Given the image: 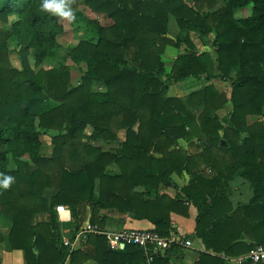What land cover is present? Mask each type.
Here are the masks:
<instances>
[{
    "label": "trees",
    "instance_id": "1",
    "mask_svg": "<svg viewBox=\"0 0 264 264\" xmlns=\"http://www.w3.org/2000/svg\"><path fill=\"white\" fill-rule=\"evenodd\" d=\"M84 2L92 10L106 12L114 24L108 28L96 25V44H79L80 49H86L82 51L86 52L88 70L81 84L71 87L67 67L35 72L27 59L33 49L39 65L53 52L57 37L64 31L58 17L42 11L40 0H0V17L7 20L16 16L12 37L21 46L25 65L20 71L5 62L10 35L5 40L0 37V172L15 177L9 188L0 189V215L11 225L7 238L10 249L24 250L28 264H65L67 260L78 264L79 260L90 259L98 264H131L135 259L145 262L142 249L127 246L113 250L103 235L88 234L85 251L70 250L62 241L56 207H69L73 236L86 220L88 205L92 212L90 222L101 229L107 218L100 217L99 212L111 208L136 219H147L155 224V231L169 236L171 214L188 216L190 203L199 212L196 236L213 252L202 253L197 264H225L220 254L237 252V248L248 253L258 245L264 247V119L247 123L248 116L264 118V0H227L223 9L203 13L198 21L179 17L183 30L176 44L185 43L190 52L177 59L174 79H201L203 73L207 74L206 79L215 78L214 63L208 55L192 51L195 45L188 30L214 33L218 76L231 81V127L221 125L212 115L227 102L212 84L186 99L168 98L166 90L171 84L165 82L161 61L156 65L141 61L139 67L130 66L127 61L131 53L135 59L142 56L151 35H164L168 14H177L187 7L185 3ZM248 6L253 7L249 16L234 17L235 10ZM186 9L193 14L192 9ZM77 16L85 17L79 12L75 19ZM82 51L77 47L71 52L73 61H78ZM231 70L236 71L233 77ZM94 81L103 82L107 90L92 92ZM202 106L205 108L200 114L198 139L210 154L217 145L232 157L227 162L209 156L205 159L209 164L214 162L217 174L212 179L197 170V161L179 145L180 139L191 140L196 127L195 111ZM88 127L93 130L91 139L119 142L121 149L115 153L91 145L80 149V137ZM122 129L126 139L121 142L118 133ZM41 130L58 131L52 140L55 149L51 157L41 155ZM10 154L16 162L13 170L8 168ZM24 155L31 158L33 166L20 159ZM65 157L74 167L65 164ZM112 164L119 171L109 169ZM184 171L192 178L174 198L159 194L160 184L178 188L172 175ZM236 176L251 182L255 196L235 211L225 208L223 214L217 215L219 204L227 196V183ZM221 178L226 182L219 189ZM136 186H143L145 191L134 192ZM240 217L254 243L243 245L240 241L235 243L236 239L222 243L219 234ZM237 239L240 240V231ZM159 259L162 258L157 254L152 264Z\"/></svg>",
    "mask_w": 264,
    "mask_h": 264
},
{
    "label": "rangeland",
    "instance_id": "2",
    "mask_svg": "<svg viewBox=\"0 0 264 264\" xmlns=\"http://www.w3.org/2000/svg\"><path fill=\"white\" fill-rule=\"evenodd\" d=\"M131 1V0H129ZM165 3V0H161ZM185 3L187 7L192 9L193 14H189L187 11V7L177 11L175 13L168 14L167 20V31L164 35L157 36L151 35V39L148 42L147 47L142 52V56L138 59H135L134 54L127 55V61L130 66L134 65L139 67V63H144V61H151L154 62L156 65L157 61H161L165 67V82H169L171 85L166 90V95L169 98H182L186 99L191 93L199 91L203 87L212 84L213 87L221 94L224 99H226V103L221 108L212 112L213 117H216L219 123L226 127H231V120H232V112H233V104L230 101L231 98V81L222 80L218 75L220 74L219 70H217V59L218 55L213 47V42L215 38L214 33H209L208 35L202 34L197 31H190L188 30L189 37L193 41L195 48L192 51L197 52L199 55H208L207 57L213 61L214 68L212 73L215 74V78L213 79H206V73L202 74L201 79H197L194 77H189L185 80L175 81L174 79V67L178 63L179 56L186 55L190 52L189 47L182 43L177 45L178 42L177 36L183 30L180 22L179 17L183 16L188 18L189 21L196 20L198 21L200 15L203 13H211L214 11H218L223 9L226 4L227 0H179V4ZM71 7L74 10V13H82L85 17L77 16L74 20H67L66 18L58 17L60 23L64 27V31L57 37V44L54 48L53 52L41 63L37 64L35 51L30 49L27 59L29 61L30 68L37 72L39 69H51V68H60V67H67L70 70V85L71 87H76L81 84L83 76L86 74L88 70V63L86 61V52L80 49L79 44L81 42H88L90 44H96L98 38V31L97 26L108 28L114 24V20L106 13V12H99L92 10L88 5L85 4L84 0H70ZM252 6H248L244 9H237L234 11V17L237 19L245 18L252 13ZM16 20V16H11L7 20L2 19L0 17V37L4 40L8 35H10L8 41V53L5 56V62L8 65H11L18 70H23L25 65L23 63V58L20 52L21 46L17 42L15 38L12 37V24ZM6 36V37H5ZM78 47V50L82 51L79 53L80 57H78V61L75 62L71 58V52ZM85 52V54L83 53ZM158 56L159 60H156ZM235 70H231L230 74L235 76ZM92 92H105L107 90L106 85L101 81H94L91 86ZM204 106L200 107L198 110L195 111L197 113V117L195 119V132L191 137V140L188 142L184 139L179 140V145L183 148V150L188 153L195 161H197L198 171H202L204 175V171L209 174L206 175L208 179H212L217 174L215 168H213L214 162L210 164L205 161V159L209 156V159L216 158L218 161H232L231 156L226 154L225 152L219 150L217 145L213 146V152L210 154L208 150L203 147L200 140L198 139V134L201 133L202 127V120L200 114L204 110ZM145 119V118H144ZM147 119V118H146ZM264 119L263 117L258 116H248L247 123L252 124L257 120ZM139 124H136L134 130H138ZM42 132V147H41V155L44 157H51L54 153L55 145L53 143L54 135L58 134L56 130H49ZM92 128L88 127L85 130L83 136L80 137V149H83L85 145H91L94 147H101L104 151H111L116 152L118 149H121L119 142H106L103 139L94 140L91 139L92 135ZM198 133V134H197ZM126 139V131L124 129L120 130L118 133V141H124ZM70 156V154H65ZM213 157V158H212ZM21 160L27 161L31 166L34 164L31 161V158L28 155H24L20 157ZM66 165L70 167H74L68 161V158H63ZM220 163V166L223 167V164ZM225 165V164H224ZM226 166V165H225ZM116 167V166H115ZM8 168L9 169H16V162L15 158L12 154L8 156ZM112 171L115 172L114 167H109ZM203 169V170H201ZM224 169V168H223ZM211 173V174H210ZM213 174V175H212ZM212 175V176H211ZM184 176V177H183ZM191 178V175L188 171H184L182 174L179 175V184L180 188L182 186V179L185 180ZM211 176V177H210ZM218 178V175L217 177ZM222 179V178H221ZM221 184L217 186L219 189L224 187L223 183L226 182L225 179L221 180ZM231 180L227 183L228 189L225 192V195L231 190L230 187ZM225 184V183H224ZM67 228V227H66ZM69 230L66 233L67 238L70 240L73 235L71 232V228L68 227ZM64 238L62 239V241Z\"/></svg>",
    "mask_w": 264,
    "mask_h": 264
},
{
    "label": "crops",
    "instance_id": "3",
    "mask_svg": "<svg viewBox=\"0 0 264 264\" xmlns=\"http://www.w3.org/2000/svg\"><path fill=\"white\" fill-rule=\"evenodd\" d=\"M115 153V152H114ZM116 166V167H115ZM110 167H114L115 171H119L118 166L116 164H112ZM203 170V169H201ZM204 171V170H203ZM204 171V175H205ZM211 174V173H210ZM209 176L208 173H206ZM213 175V174H212ZM211 175V176H212ZM210 176V177H211ZM184 177V176H183ZM192 178V177H191ZM191 178L185 180L182 179V187L188 184ZM172 179L175 182L174 186H166L164 184H160L159 194H165L172 198H174L178 189L180 188V180L179 175L174 173L172 175ZM100 181L97 180V189L96 193H99V185ZM231 190L227 193V196L222 199L221 204H219L218 210H216L217 215L223 214L225 208L233 209L234 211L238 208L239 205H244L250 203L254 196V189L251 187V182L246 180L241 176H236L230 183ZM180 188V189H181ZM145 188L143 186H136L134 188V192H144ZM69 209V207L64 206ZM1 211V204H0ZM65 213V214H64ZM58 218L61 222L60 233L62 239H67L66 233L69 231L68 227H70L69 223L72 222L71 211L63 212L58 214ZM86 220L83 222L82 227L87 223H91L90 219L92 216L91 208L87 206ZM100 217H106L107 220L104 225V229L107 231H120L123 229H152L156 228L155 224L147 219H136L131 214H123L119 210L104 208L99 212ZM199 215L198 209L192 203L189 204V213L188 216H183L178 213L171 214L172 220V230L170 234H176L179 236V243L175 244L171 249L160 252L161 260H157L154 264H197L201 259V254L204 252H208L213 254L212 250H207L204 243L196 236V228H197V217ZM244 220L240 217L234 225H230L225 229L224 232L219 234V240L222 243H228V241H234L235 243L240 241V244H251L254 243L250 239V237L246 234L243 226ZM67 227V228H66ZM240 231V240L237 239L238 232ZM11 233V225L8 220L3 218L0 215V264H28L26 253L24 250L20 249H10L9 244L7 242V238ZM258 236V235H257ZM191 242V246L186 245V241ZM87 249L86 241L84 242L81 248L78 250L85 251ZM123 250V249H122ZM237 252H229L223 253L219 256L222 257L226 263L225 264H264L255 263L250 258V252L243 253V249H236ZM240 252V253H239ZM156 257V256H155ZM65 264H72L68 260ZM78 264H98L95 260H87V261H78ZM127 264V263H126ZM131 264H152L150 261L141 262L138 259H135Z\"/></svg>",
    "mask_w": 264,
    "mask_h": 264
},
{
    "label": "built area",
    "instance_id": "4",
    "mask_svg": "<svg viewBox=\"0 0 264 264\" xmlns=\"http://www.w3.org/2000/svg\"><path fill=\"white\" fill-rule=\"evenodd\" d=\"M58 214L63 212L70 213V209L64 206H57ZM88 234L103 235L106 237L108 245L113 250H122L127 246H135L142 249L147 257V260L152 262L154 257L160 252L171 249L175 244L179 243V236L170 234L162 236L157 231L152 229H123L120 231H107L99 228L97 225L87 223L79 232H77L70 240L64 239L63 244L70 250L81 248ZM187 246H191L190 241L185 242ZM250 258L255 263L264 262V247L256 246L250 251Z\"/></svg>",
    "mask_w": 264,
    "mask_h": 264
},
{
    "label": "clouds",
    "instance_id": "5",
    "mask_svg": "<svg viewBox=\"0 0 264 264\" xmlns=\"http://www.w3.org/2000/svg\"><path fill=\"white\" fill-rule=\"evenodd\" d=\"M39 7L42 11L53 16L74 20L75 13L70 0H40ZM15 181L11 174L0 172V189H7Z\"/></svg>",
    "mask_w": 264,
    "mask_h": 264
},
{
    "label": "bare ground",
    "instance_id": "6",
    "mask_svg": "<svg viewBox=\"0 0 264 264\" xmlns=\"http://www.w3.org/2000/svg\"><path fill=\"white\" fill-rule=\"evenodd\" d=\"M65 214V213H64Z\"/></svg>",
    "mask_w": 264,
    "mask_h": 264
}]
</instances>
